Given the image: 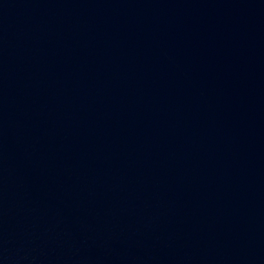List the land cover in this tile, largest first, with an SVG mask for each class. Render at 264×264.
<instances>
[{"label": "water", "instance_id": "water-1", "mask_svg": "<svg viewBox=\"0 0 264 264\" xmlns=\"http://www.w3.org/2000/svg\"><path fill=\"white\" fill-rule=\"evenodd\" d=\"M0 264H264V0H0Z\"/></svg>", "mask_w": 264, "mask_h": 264}]
</instances>
